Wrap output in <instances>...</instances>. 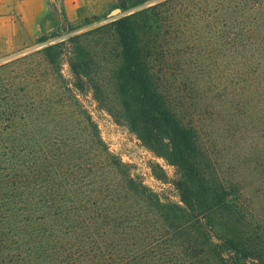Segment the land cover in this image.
<instances>
[{
    "label": "trees",
    "instance_id": "1",
    "mask_svg": "<svg viewBox=\"0 0 264 264\" xmlns=\"http://www.w3.org/2000/svg\"><path fill=\"white\" fill-rule=\"evenodd\" d=\"M50 1L67 25L63 0ZM107 16L93 31L41 49L51 64L63 58L71 76L55 106L0 84V264H264L262 228L249 224L245 201L211 169L194 104L179 95L195 85L182 68L199 58L228 63L230 92L249 95L264 116V0H114ZM101 31L114 37L122 116L181 174L173 183L180 204L161 202L127 175L87 177L88 155L103 153V143L76 97L90 63L74 46ZM166 67L181 83L165 81Z\"/></svg>",
    "mask_w": 264,
    "mask_h": 264
},
{
    "label": "rangeland",
    "instance_id": "2",
    "mask_svg": "<svg viewBox=\"0 0 264 264\" xmlns=\"http://www.w3.org/2000/svg\"><path fill=\"white\" fill-rule=\"evenodd\" d=\"M44 1L45 13L38 23L33 43L0 59V84L12 90L22 89L44 100L49 107L55 106V102L62 97L63 93L59 90L64 84L62 80L71 82V76L63 58L51 64L46 54L40 52L41 49L70 36L93 31L109 22L112 18L107 15L114 0H63L68 23L64 26L59 11L50 6V0ZM94 16L100 17V20L88 23ZM65 26L78 28L70 34L48 38L63 33ZM39 38L48 39L38 42ZM77 45L88 53L90 64L88 79H83L84 87L76 92V97L90 116L103 143V153L97 151L92 158V152L88 155V163L91 164L86 166L90 173L87 177L127 175L157 194L161 202L180 204L173 183L181 174L173 165L146 149L122 116L111 77L117 62L114 37L110 32L91 33L82 35L74 47ZM75 57L74 61H80ZM231 69L228 63L218 66L213 60L199 58L196 64L182 68L185 83L195 85L193 88L187 86L179 95L187 97L194 104L192 111L198 122V139L210 158L211 169L226 181L232 191L230 193H236L245 201L251 220L249 224L260 226L264 234L262 106L249 95L234 96L230 92L234 82ZM165 70L167 83H181L180 73L171 72L169 67ZM95 88L98 89L97 93ZM174 93L168 92L175 97ZM51 111L57 112L55 109ZM110 157L121 165L120 171L124 172L122 167L125 169L124 175L110 164Z\"/></svg>",
    "mask_w": 264,
    "mask_h": 264
},
{
    "label": "crops",
    "instance_id": "3",
    "mask_svg": "<svg viewBox=\"0 0 264 264\" xmlns=\"http://www.w3.org/2000/svg\"><path fill=\"white\" fill-rule=\"evenodd\" d=\"M44 0H0V59L33 43Z\"/></svg>",
    "mask_w": 264,
    "mask_h": 264
},
{
    "label": "water",
    "instance_id": "4",
    "mask_svg": "<svg viewBox=\"0 0 264 264\" xmlns=\"http://www.w3.org/2000/svg\"><path fill=\"white\" fill-rule=\"evenodd\" d=\"M116 16H117V15H116V14H114V15H113V18H114V17H116Z\"/></svg>",
    "mask_w": 264,
    "mask_h": 264
}]
</instances>
